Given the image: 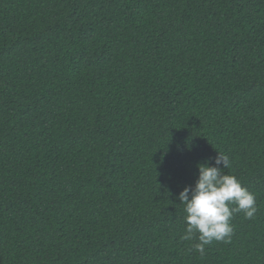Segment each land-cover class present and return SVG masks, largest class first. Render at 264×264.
<instances>
[{"label":"trees","instance_id":"16d2710c","mask_svg":"<svg viewBox=\"0 0 264 264\" xmlns=\"http://www.w3.org/2000/svg\"><path fill=\"white\" fill-rule=\"evenodd\" d=\"M218 151L258 211L201 255ZM0 264H264V0H0Z\"/></svg>","mask_w":264,"mask_h":264},{"label":"clouds","instance_id":"9594fccd","mask_svg":"<svg viewBox=\"0 0 264 264\" xmlns=\"http://www.w3.org/2000/svg\"><path fill=\"white\" fill-rule=\"evenodd\" d=\"M229 167V157L218 151L214 163L198 164L194 186H185L178 194L186 214V229L181 239L190 241L195 236L198 242L194 247L201 255L212 241L231 239L230 221L234 213L242 212L251 219L258 211L255 195L235 175L224 171Z\"/></svg>","mask_w":264,"mask_h":264}]
</instances>
